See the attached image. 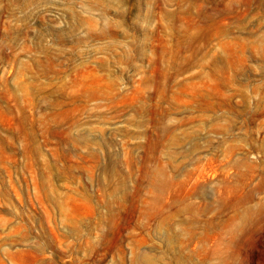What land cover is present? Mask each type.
<instances>
[{"label": "rangeland", "instance_id": "obj_1", "mask_svg": "<svg viewBox=\"0 0 264 264\" xmlns=\"http://www.w3.org/2000/svg\"><path fill=\"white\" fill-rule=\"evenodd\" d=\"M0 264H264V0H0Z\"/></svg>", "mask_w": 264, "mask_h": 264}]
</instances>
